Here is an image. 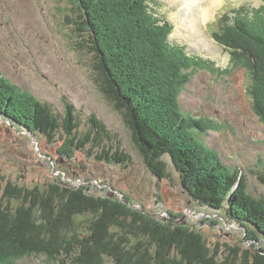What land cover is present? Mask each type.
I'll return each mask as SVG.
<instances>
[{"label": "trees", "instance_id": "trees-1", "mask_svg": "<svg viewBox=\"0 0 264 264\" xmlns=\"http://www.w3.org/2000/svg\"><path fill=\"white\" fill-rule=\"evenodd\" d=\"M71 3L77 47L93 57L96 86L122 117L147 170L168 179L163 159L168 157L180 186L197 205L224 209L228 218L264 237V198L253 196L246 176L197 140L196 132L211 123L182 113L178 104L190 70L209 63L169 43L172 26L156 18L149 0ZM248 14L236 11L224 18L229 23L214 38L230 50L235 65L249 70L254 111L264 123V6L252 18ZM0 120L48 143L59 136V154L66 157L87 151L100 162L126 166L130 161L113 147L112 135L95 115L81 133L74 106L65 103L57 114L2 74ZM29 257L50 264H264L263 250L210 247L200 233L158 222L118 199L58 183L28 189L5 183L0 174V263Z\"/></svg>", "mask_w": 264, "mask_h": 264}, {"label": "rangeland", "instance_id": "rangeland-1", "mask_svg": "<svg viewBox=\"0 0 264 264\" xmlns=\"http://www.w3.org/2000/svg\"><path fill=\"white\" fill-rule=\"evenodd\" d=\"M196 1L201 4L193 2L186 10L190 0H149L156 18L172 26L169 43L209 63L190 70L178 104L182 113L211 123L210 128L196 132L197 140L217 153L226 167L241 171L253 196L264 198V123L254 111L251 75L245 66L235 65L230 50L214 38L228 25L229 19L224 18L236 11L253 17L264 1ZM211 5L204 19L200 11ZM72 11L71 0H0V74L57 114L65 103L74 106L81 133L87 131L90 115H95L112 135L113 147L128 154L130 161L126 166L100 162L87 151L66 157L59 154V136L55 143H48L41 135L0 120L4 182L28 189L49 183L84 189L96 197L118 199L158 222L194 230L210 247L254 246L264 251V237L251 233L245 223L228 218L224 209L197 205L180 186L168 157L163 158L168 179L159 180L147 170L122 117L96 86L93 57L77 47V16ZM10 260L3 263L50 264L42 257L7 263Z\"/></svg>", "mask_w": 264, "mask_h": 264}, {"label": "bare ground", "instance_id": "bare-ground-1", "mask_svg": "<svg viewBox=\"0 0 264 264\" xmlns=\"http://www.w3.org/2000/svg\"><path fill=\"white\" fill-rule=\"evenodd\" d=\"M191 1V7H189V6H186L185 8H186V10H189V9H191L192 7H193V2H194V4H195V6H199L200 4H201V2H197L196 0H190ZM186 3V2H185ZM212 10V5L211 6H208V7H203L202 9H201V15H202V17L205 19L206 18V16L210 13V11ZM201 19V18H200Z\"/></svg>", "mask_w": 264, "mask_h": 264}]
</instances>
